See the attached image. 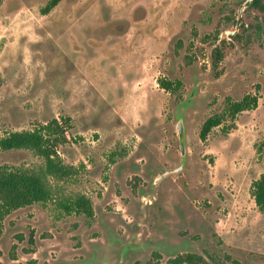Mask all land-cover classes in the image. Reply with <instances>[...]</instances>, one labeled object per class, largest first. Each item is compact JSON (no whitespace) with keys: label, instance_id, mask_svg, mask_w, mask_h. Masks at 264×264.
<instances>
[{"label":"rangeland","instance_id":"374dc122","mask_svg":"<svg viewBox=\"0 0 264 264\" xmlns=\"http://www.w3.org/2000/svg\"><path fill=\"white\" fill-rule=\"evenodd\" d=\"M48 1L0 6V138L68 119L59 155L75 173L49 179L51 201L0 221V264H145L153 253L162 264L185 253L264 264V213L250 191L264 172V30L231 43L215 70L205 37L238 31L222 2L61 0L43 15ZM161 78L182 85L170 94ZM247 94L256 109L200 139L227 98ZM42 164L26 149L0 152V167ZM80 194L92 219L60 208Z\"/></svg>","mask_w":264,"mask_h":264},{"label":"trees","instance_id":"16d2710c","mask_svg":"<svg viewBox=\"0 0 264 264\" xmlns=\"http://www.w3.org/2000/svg\"><path fill=\"white\" fill-rule=\"evenodd\" d=\"M4 0H0V6ZM224 3L229 9L225 17L226 25H237V9L247 0H238L235 7L228 3L233 0H217ZM61 0H49L41 9L43 15L49 14L58 6ZM264 30V0H252L246 4V9L241 18V24L236 32H229L228 39H221V30L218 29L205 37L213 44L212 66L218 69L224 58L225 49L231 43L241 44L249 42L254 34ZM161 89L170 94L176 93L182 85L179 81L161 78L158 81ZM257 94H247L241 100L231 98L225 100L224 110L208 117L200 130V139L205 141L211 131L231 121L233 124L227 128L235 127L237 116L244 112L254 110L258 106ZM68 119L60 121L54 118L44 124H39L32 130L10 132L0 138V152L14 149H26L42 159V166L37 169L0 167V221L14 210L31 206L36 203H46L52 200V188L49 179L63 181L74 175L75 169L63 164L59 155V148L69 142L67 133ZM251 195L260 212L264 213V172L251 184ZM60 208L67 214L85 215L94 217L93 201L86 195L80 194L59 203ZM171 264H211L206 257L196 253H185L170 260ZM32 264H37L33 261ZM42 264H50L44 262ZM136 264H143L137 262ZM145 264H162L161 256L153 253L152 259ZM238 264V263H235Z\"/></svg>","mask_w":264,"mask_h":264},{"label":"water","instance_id":"95a60500","mask_svg":"<svg viewBox=\"0 0 264 264\" xmlns=\"http://www.w3.org/2000/svg\"><path fill=\"white\" fill-rule=\"evenodd\" d=\"M252 0H247V2L245 3V6L248 2H250ZM244 10H241L240 13H239V17H238V20H237V25H236V29L238 30L239 27H240V24H241V16H242V13H243ZM178 130H179V136H180V139L182 140V145H181V152L182 154H184V143H183V138H184V132H183V125L182 123L180 122L179 125H178Z\"/></svg>","mask_w":264,"mask_h":264}]
</instances>
